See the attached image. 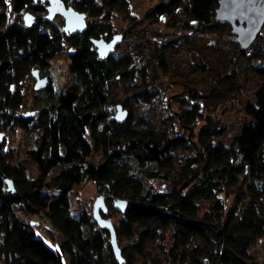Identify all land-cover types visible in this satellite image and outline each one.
<instances>
[{"label": "trees", "instance_id": "1", "mask_svg": "<svg viewBox=\"0 0 264 264\" xmlns=\"http://www.w3.org/2000/svg\"><path fill=\"white\" fill-rule=\"evenodd\" d=\"M62 1L94 18L84 31L69 33L63 23L46 19L47 3L40 0H0V130L21 129L33 138L26 157L17 160L0 140V264H64L63 256L68 264H160L142 243L166 230L171 231L172 264H256L249 250L264 239V65L251 64L261 80L244 105L249 121L230 145L217 139L224 127L196 107L185 109L181 117L185 132L196 119L204 121L196 134L138 127L131 111L118 122L113 111L121 99H116L115 89L122 80H134L133 56L97 54L91 39L113 36L109 24L101 21L106 2ZM217 6L218 0H166L145 17L156 20L181 9L186 29L196 25L203 30L226 24L215 20ZM26 10L35 14L30 25L23 24ZM261 30L243 53L249 61H264V24ZM61 52L72 80L37 113L18 112L25 101L23 80L35 69L40 76L50 75ZM43 90L54 96L50 83L33 91ZM151 90L143 85L132 98L151 101L157 94ZM127 101L121 102L130 109ZM178 148L191 153L176 180L171 168ZM93 151L101 153L96 163L87 159ZM157 179L170 187L157 188L150 182ZM88 180L109 202L127 200L124 212L115 211V234L137 235L138 241L121 248L122 262L114 256L107 229L88 213H70L68 193ZM221 192L235 197L228 211ZM200 200L209 201L204 211ZM39 222L52 239L62 238L54 250L35 233ZM53 230L58 234L52 235ZM136 254L143 258L140 263Z\"/></svg>", "mask_w": 264, "mask_h": 264}, {"label": "rangeland", "instance_id": "2", "mask_svg": "<svg viewBox=\"0 0 264 264\" xmlns=\"http://www.w3.org/2000/svg\"><path fill=\"white\" fill-rule=\"evenodd\" d=\"M97 1L106 2L103 14L106 16L101 17V21L109 24L110 35L121 36L113 54H130L136 69L133 81L122 80L115 89L116 99L121 100L115 103L113 114L116 113V105L120 104L127 115L132 112L138 127L152 125L157 129H164L169 134H196L204 123L203 120L196 119L189 126L188 132L181 126L185 109L193 110L196 107L203 117L210 116L224 127V132L217 136V139L225 145H230L243 123L249 121L244 112V105L252 98L261 80V76L252 70L251 64L264 65V61H249L237 50L236 36L228 24H219L203 30H199L196 25L186 29V16L181 9L173 15H161L156 20L145 17L150 8L166 0H116L113 5H110L108 0ZM25 12L35 16L31 11H23V14ZM85 14L86 22L94 19L88 13ZM53 18L62 26L63 19L60 15ZM52 65L57 66V71L50 70V75L45 76L48 78L47 84L53 85L54 96L50 98L47 90L35 93L33 90H38L34 87L35 77H26L22 82L25 101L18 112L37 113L47 100H56L58 92L72 80L64 52L56 56ZM143 85L149 90L153 88L151 91H156L157 94L151 101L143 102L132 98V92ZM125 99H128L130 109L121 102ZM0 134V140L5 142V149L12 152L15 160L26 157L27 147L33 144L29 133L16 129L0 130ZM190 151L178 148L173 152L171 174L176 180L179 179V169ZM100 158L101 153L93 151L87 159L96 163ZM26 162L34 173L32 163ZM150 182L157 188L170 187L163 179ZM99 195L104 197L106 205L103 217L110 220L114 227L119 220V213L115 212V198L109 202L106 193L99 191L92 180L73 185L68 193L70 213L75 216L88 213L92 217L93 203ZM220 197L225 201L224 211H228L235 204L234 195L221 192ZM199 205L201 211H204L208 208L209 201L200 200ZM35 233L53 250L62 240L61 237L52 239L50 233H40L38 226ZM116 241L120 248L127 247L130 243L138 241V236L119 234L116 235ZM171 244V231L166 230L159 231L156 238L145 239L142 246L143 250L152 259L160 261V264H172L168 254ZM249 251L256 264H264L263 238L258 239ZM136 257L137 263L143 259L139 254H136ZM62 260L64 264H68L66 256H63Z\"/></svg>", "mask_w": 264, "mask_h": 264}, {"label": "water", "instance_id": "3", "mask_svg": "<svg viewBox=\"0 0 264 264\" xmlns=\"http://www.w3.org/2000/svg\"><path fill=\"white\" fill-rule=\"evenodd\" d=\"M47 3L46 19H51L55 15H60L63 19V30L69 33L82 32L87 27L86 14L76 10L71 5L65 4L62 0H40ZM215 20L220 23H226L230 26L231 32L236 36L237 49L240 53H244L245 49L254 41L262 25L264 24V0H218V6L215 9ZM35 21V16L30 12L23 15V24L30 25ZM120 34H115L111 39L106 40L102 37L92 38L97 54L100 57H106L113 53L115 46L119 42ZM35 77V89L42 88L47 85L48 78L40 76L38 69L32 71ZM127 117V112L120 104L116 105L115 120L123 121ZM1 139V134H0ZM8 187L12 188L11 180H7ZM115 207L124 212L127 200L115 198ZM106 205L104 197L99 195L93 203L92 217L94 221L109 232L110 244L115 258L118 262L123 261L121 248L116 241V234L113 224L110 220L105 219L101 215V211H105Z\"/></svg>", "mask_w": 264, "mask_h": 264}, {"label": "built area", "instance_id": "4", "mask_svg": "<svg viewBox=\"0 0 264 264\" xmlns=\"http://www.w3.org/2000/svg\"><path fill=\"white\" fill-rule=\"evenodd\" d=\"M56 68H57V66H55V65H51V70H53V71H57ZM15 212H16V214H17L18 216H21V215H22V212H21L20 210H17V211H15ZM37 218H39V217H37ZM39 221H41V220L39 219ZM39 223H40L39 226H38V230H39V232L47 233L48 230H47L46 226H45L44 224H41V222H39ZM53 234H54V235H57L58 232H57L56 230H53Z\"/></svg>", "mask_w": 264, "mask_h": 264}]
</instances>
